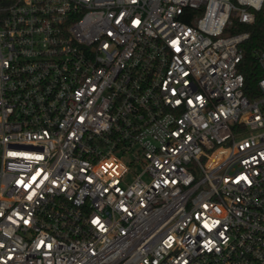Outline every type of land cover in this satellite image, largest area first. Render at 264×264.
Wrapping results in <instances>:
<instances>
[{
  "label": "built area",
  "instance_id": "obj_1",
  "mask_svg": "<svg viewBox=\"0 0 264 264\" xmlns=\"http://www.w3.org/2000/svg\"><path fill=\"white\" fill-rule=\"evenodd\" d=\"M263 3L0 2V264H264Z\"/></svg>",
  "mask_w": 264,
  "mask_h": 264
},
{
  "label": "trees",
  "instance_id": "obj_2",
  "mask_svg": "<svg viewBox=\"0 0 264 264\" xmlns=\"http://www.w3.org/2000/svg\"><path fill=\"white\" fill-rule=\"evenodd\" d=\"M13 0H0L8 3ZM239 31H249L248 38L242 44V58L237 64V69L243 75V93L250 100L260 95L258 80L264 75L258 61V54L264 46V3L255 13L252 24H241Z\"/></svg>",
  "mask_w": 264,
  "mask_h": 264
}]
</instances>
